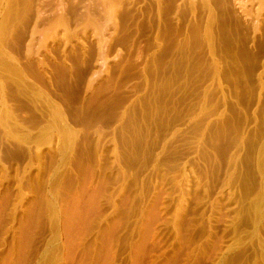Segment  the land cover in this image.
I'll return each instance as SVG.
<instances>
[{"label":"rangeland","instance_id":"374dc122","mask_svg":"<svg viewBox=\"0 0 264 264\" xmlns=\"http://www.w3.org/2000/svg\"><path fill=\"white\" fill-rule=\"evenodd\" d=\"M0 264H264V0H0Z\"/></svg>","mask_w":264,"mask_h":264}]
</instances>
